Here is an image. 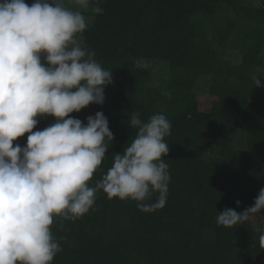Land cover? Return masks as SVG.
<instances>
[{"label": "trees", "instance_id": "trees-1", "mask_svg": "<svg viewBox=\"0 0 264 264\" xmlns=\"http://www.w3.org/2000/svg\"><path fill=\"white\" fill-rule=\"evenodd\" d=\"M67 1L72 0H62L63 6ZM259 1L262 7L248 15L244 0H90L89 6L102 11L83 32V47L95 52L102 68L112 70L113 83L104 90L103 105L92 104L70 115L86 124L89 116L103 112L114 140L107 142L106 158L89 186L95 187L112 166V156L123 154L134 140L135 128L128 123L138 112L144 122L163 114L171 123L166 137L175 146L168 158L169 191L164 207L148 213L140 211L135 201L110 200L98 190L93 208L83 217L64 220L63 227L61 218L54 217L51 231L62 250L51 264H264V249L259 247L262 228H249L247 222L231 228L217 224L218 213L225 208L243 212L264 188V99L248 102L252 91L246 76L247 68L256 63L253 46L264 38V0ZM191 17L200 21L185 22ZM206 23L225 31L241 28L250 35L244 40L243 65L225 66L241 81L239 86L219 79L225 71L213 63L216 54L203 31ZM215 40L222 44L218 36ZM135 55L171 62L168 87H150V72L134 68ZM202 76H213L209 113H202L188 92ZM222 99H231L238 109L234 128L210 123L221 116L217 103ZM159 105L163 109L157 112ZM36 119L33 132L56 122L51 116ZM195 122L218 135L207 161L195 155L200 145V135L193 137L190 127ZM238 125L246 128L243 149L230 142ZM28 135L17 138L13 146L25 147ZM230 160L239 162V172L230 170ZM158 195L152 193L145 203L156 202Z\"/></svg>", "mask_w": 264, "mask_h": 264}, {"label": "clouds", "instance_id": "clouds-1", "mask_svg": "<svg viewBox=\"0 0 264 264\" xmlns=\"http://www.w3.org/2000/svg\"><path fill=\"white\" fill-rule=\"evenodd\" d=\"M87 8L90 0H72ZM99 13L102 10L94 9ZM87 28L84 15L62 0H0V264H51L60 252L53 218L76 220L93 208L98 190L108 199L132 200L142 212L164 207L170 175L164 157L171 123L163 114L147 122L133 113L138 129L123 154L95 187L94 172L114 140L103 112L84 124L73 118L89 105H103L112 70L81 46ZM41 54H44L42 61ZM170 95V94H169ZM37 116L55 123L33 132ZM29 133L25 147L13 141ZM158 192L154 203H145ZM239 206V201L236 202ZM264 213V188L243 212L225 208L218 226L243 225ZM264 249V235L259 237Z\"/></svg>", "mask_w": 264, "mask_h": 264}, {"label": "rangeland", "instance_id": "rangeland-1", "mask_svg": "<svg viewBox=\"0 0 264 264\" xmlns=\"http://www.w3.org/2000/svg\"><path fill=\"white\" fill-rule=\"evenodd\" d=\"M27 4L30 5V3L25 0ZM65 7L73 10V11H80L84 15L87 23V28L93 23L94 21V15L95 7L89 6L87 8H80L78 5L74 4L72 1H67L64 4ZM262 4L259 0H244L243 8L244 13L246 14H255L256 9L261 8ZM232 16L237 20L235 14H232ZM189 21H197L199 22V17H191L187 18L185 22ZM201 24H204L201 22ZM86 28V30H87ZM218 26H215L211 23H206L204 25L203 31L206 34V39L208 42H210L213 45L214 52L216 54V57L213 60V63H215L216 68L223 69L225 71L224 75L219 76L220 80H226L228 83H230L232 86L237 85L239 86L241 81L232 75L228 70H226L225 66L229 63L230 67H239L243 65L244 60L247 58L246 54V46L245 41L250 39V35L247 31H242L241 28H234L233 31H225L218 29ZM222 34L223 36H221ZM240 35V37H238ZM217 36L222 41V44H219L216 42L215 38ZM263 37H264V31H263ZM81 46L83 47L85 44L84 35L82 34V38L80 40ZM249 42V41H248ZM248 42H246L248 44ZM252 45V44H251ZM257 47V48H256ZM253 48L258 51H254L253 57L256 63L254 65L247 68L246 76L250 79V88L252 93L248 96V102L249 103H255L259 102L262 99H264V38L262 39V42L260 45L258 43L254 44ZM135 60L134 62V68L138 69H144L150 72V79L148 80V84L150 87H162L167 88L170 83L171 78V62L169 61H162L158 59H145L142 57H139L135 55L133 57ZM213 81V76H202L199 78L192 89L188 92L190 93V96L192 98H195V104L197 105L198 109L202 113H209L211 109V101L213 98L209 96L211 83ZM193 103V105H194ZM218 106L221 108V116L217 117L214 121V119L210 120V123L216 122L221 124V127H228L231 126V128H234L233 126V119L237 116L238 109L234 107V105L231 102V99L229 102H226L224 99H222L220 102L217 103ZM162 106L159 105L155 108V111L160 112L162 110ZM206 116V115H205ZM214 117V116H212ZM216 117V116H215ZM227 121L231 123H227ZM224 122L225 125H224ZM190 127H193L194 132L192 133L193 137L199 136V147L195 150V155L198 159L201 160H209V158L213 155L214 150L216 149V143H214L217 139V133L216 130H210L206 131L207 129L204 125L201 128V124L198 122L191 124ZM239 130L234 132V134L230 137V142L236 149H243L245 147V135H246V128L242 125L239 126ZM138 129H135V135L137 134ZM195 133V134H194ZM169 136V135H168ZM167 136V137H168ZM165 137V142L169 145V152L170 150L174 148L173 142L169 141V139ZM170 157V158H169ZM171 153L169 156V153L166 157H164L165 162L168 164V158L171 160ZM239 166V162L234 160H230V163L228 167L230 170H234L239 172L240 168L236 167ZM253 204H250L248 207L252 206ZM247 207V208H248ZM246 208V209H247ZM247 227H254V228H262L264 230V213H257L255 214L248 222Z\"/></svg>", "mask_w": 264, "mask_h": 264}]
</instances>
